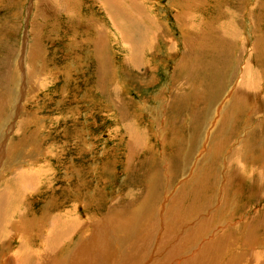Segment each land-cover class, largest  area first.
<instances>
[{"label": "rangeland", "instance_id": "374dc122", "mask_svg": "<svg viewBox=\"0 0 264 264\" xmlns=\"http://www.w3.org/2000/svg\"><path fill=\"white\" fill-rule=\"evenodd\" d=\"M95 232L100 264H264V0H0V264Z\"/></svg>", "mask_w": 264, "mask_h": 264}, {"label": "bare ground", "instance_id": "6f19581e", "mask_svg": "<svg viewBox=\"0 0 264 264\" xmlns=\"http://www.w3.org/2000/svg\"><path fill=\"white\" fill-rule=\"evenodd\" d=\"M18 201V200H17ZM17 207V206H16ZM11 210V209H10ZM16 210H18V209H16ZM12 211V210H11ZM10 211V212H11ZM15 211V210H14ZM13 211V212H14ZM13 212H11V213H13ZM19 213V212H18ZM17 213V214H18ZM58 235V232L56 233V236ZM55 236V237H56ZM100 238V235L97 233V232H95V234H94V236H92L90 239H89V241H86V242H88L89 244L90 243H92L93 242V244H94V247H92V248H89V249H86L85 250V246L86 245H88L87 243L86 244H82V245H80L79 247V249L76 251V254L74 255V257H73V263L74 264H96V263H101V261L99 260V258L98 257H96V256H92V252L93 251H96V254H98V255H102V256H108V254H109V248H107V247H105L104 246V242L101 240V239H99ZM99 239V240H98ZM103 242V243H102ZM108 244V243H107ZM107 248V249H106ZM136 248V247H135ZM176 248V247H175ZM175 250V249H174ZM173 250V251H174ZM24 252V251H23ZM21 253V252H20ZM38 253H40V252H37V254ZM110 255V254H109ZM23 257V256H22ZM21 258V257H20ZM39 258V257H38ZM16 259H17V257H16ZM19 260V259H18ZM17 260V261H18ZM103 260H105V258H103ZM199 260V259H198ZM197 260V261H198ZM42 261H44V260H42ZM41 260L40 261H38L37 262V264H39V263H43ZM21 262H25V263H28L29 262V258H28V256H25L24 257V259H22L21 258ZM61 262V261H60ZM124 262V261H123ZM104 263V262H103ZM125 263H126V260H125ZM194 263V262H193ZM21 264V263H20ZM57 264H60L59 263V261L57 262ZM127 264H129V263H127ZM159 264V263H158ZM161 264V263H160Z\"/></svg>", "mask_w": 264, "mask_h": 264}]
</instances>
